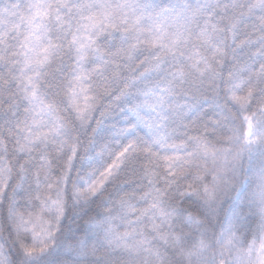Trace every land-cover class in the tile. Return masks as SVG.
<instances>
[{"label": "snow or ice", "instance_id": "1", "mask_svg": "<svg viewBox=\"0 0 264 264\" xmlns=\"http://www.w3.org/2000/svg\"><path fill=\"white\" fill-rule=\"evenodd\" d=\"M0 264H264V0H0Z\"/></svg>", "mask_w": 264, "mask_h": 264}]
</instances>
